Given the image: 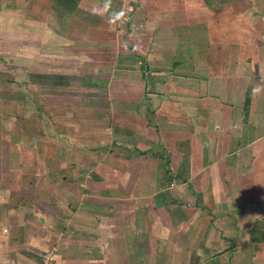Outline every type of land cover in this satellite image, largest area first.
Listing matches in <instances>:
<instances>
[{"label":"crops","instance_id":"1","mask_svg":"<svg viewBox=\"0 0 264 264\" xmlns=\"http://www.w3.org/2000/svg\"><path fill=\"white\" fill-rule=\"evenodd\" d=\"M264 264V0H0V264Z\"/></svg>","mask_w":264,"mask_h":264},{"label":"built area","instance_id":"2","mask_svg":"<svg viewBox=\"0 0 264 264\" xmlns=\"http://www.w3.org/2000/svg\"><path fill=\"white\" fill-rule=\"evenodd\" d=\"M52 262V254L51 252H45L43 254V264H51Z\"/></svg>","mask_w":264,"mask_h":264}]
</instances>
